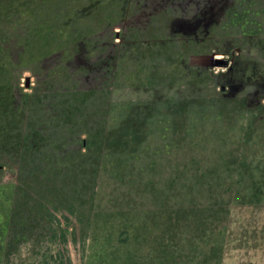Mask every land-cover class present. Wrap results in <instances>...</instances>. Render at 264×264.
Segmentation results:
<instances>
[{
	"label": "rangeland",
	"instance_id": "1",
	"mask_svg": "<svg viewBox=\"0 0 264 264\" xmlns=\"http://www.w3.org/2000/svg\"><path fill=\"white\" fill-rule=\"evenodd\" d=\"M63 229L74 264H264V0H0V264Z\"/></svg>",
	"mask_w": 264,
	"mask_h": 264
},
{
	"label": "trees",
	"instance_id": "2",
	"mask_svg": "<svg viewBox=\"0 0 264 264\" xmlns=\"http://www.w3.org/2000/svg\"><path fill=\"white\" fill-rule=\"evenodd\" d=\"M67 230H70L71 234H75L74 228L70 225L67 226ZM60 247L55 253L52 254V257H43L38 264H74L73 258L69 253V250L66 246L68 242V235L66 229H63L61 232Z\"/></svg>",
	"mask_w": 264,
	"mask_h": 264
}]
</instances>
